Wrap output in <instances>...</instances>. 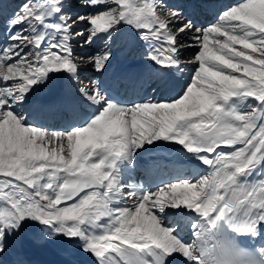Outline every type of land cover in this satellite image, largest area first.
I'll return each mask as SVG.
<instances>
[{
  "label": "snow or ice",
  "instance_id": "6c2138e0",
  "mask_svg": "<svg viewBox=\"0 0 264 264\" xmlns=\"http://www.w3.org/2000/svg\"><path fill=\"white\" fill-rule=\"evenodd\" d=\"M76 6L0 3V257L31 229L89 264H264V0L223 6L207 27L195 21L216 7L207 0H79L86 15ZM123 33L175 81L177 98L121 102L93 82L78 89L93 108L81 124L36 126L30 97L53 77L78 79V38L103 41L88 58L103 72ZM187 33L197 52L185 80ZM157 141L181 146L204 172L133 182Z\"/></svg>",
  "mask_w": 264,
  "mask_h": 264
},
{
  "label": "bare ground",
  "instance_id": "6f19581e",
  "mask_svg": "<svg viewBox=\"0 0 264 264\" xmlns=\"http://www.w3.org/2000/svg\"><path fill=\"white\" fill-rule=\"evenodd\" d=\"M4 1H8V0H0V3H4ZM171 2L183 3V1L181 0H171ZM207 2L216 5V7L208 11H203V10L197 11V14L195 16V21L198 27H206L210 23H213L215 21L216 12H218L220 8H222L223 6L234 5L237 2H239V0H211V1L207 0ZM5 10L6 12H9V8H5ZM0 31L4 32V35H7L6 20L3 18H0ZM191 37H192V33L191 35L186 36V38H184L183 40L191 39ZM126 39H128V43L127 40H119V43L124 44V46H126V50L123 52V55L121 57H118L124 60V61L122 60L119 61L120 67L122 68L120 70L119 68L118 69L110 68V66L113 65L114 59L110 61V63L107 65L106 69L103 72H97L94 69L95 72L90 73L91 69L88 66L87 67L89 68V71H86L85 69H83L85 67V64H80L79 74L83 76V80L77 81L78 87L87 88L88 85H90L91 87L93 81H91L90 76L93 75L95 82H99L103 86V88L106 89L101 77H103V74L107 73L108 71L112 72L111 74L113 75L119 73V75H123L125 77L139 78V79H142V75H141L142 73L144 74V72L153 71L152 67L149 65L148 61L146 60H143V62L141 63L133 64L135 66L132 67L133 70L132 73L128 72L129 69L127 67L129 65L126 64V67H123L125 66L124 63L128 60V58H131V56L135 54L137 50L136 42H134L131 39V37ZM126 43L130 44V46L128 47ZM116 56H118V54H116ZM114 57L115 56H113V58ZM187 65H188L187 63L182 61V67L185 69H190L192 64L188 66ZM155 77L159 81L156 82L157 84H162L164 82L160 79V76L157 73ZM69 81L72 82L73 80L68 79L67 77H63V78L53 77V79L50 80L47 85L38 88L35 92L32 93L29 104L26 106L28 112L31 113V115L32 114L35 115V112L39 111L45 115L52 114L53 116L52 120H43L42 124H37L36 126H41V127L53 126L52 127L53 130H55L56 128L60 127L59 123H57L58 121H54V119L56 118L55 113H59L61 111L74 112L78 108V105L85 103V100L81 97L78 88L75 87L77 85L73 84V86H71V88L69 89L68 87ZM171 82L174 84V86L176 85L175 81L172 80ZM169 88L172 89L171 85H169ZM175 88L177 89L178 86ZM162 90H165V88H163ZM134 92H137V90H135ZM170 96L172 97V95L170 94L165 97L167 101L170 99ZM43 100H48L49 102L46 105H43L41 104V101ZM90 109L92 112L93 108L91 107ZM159 142L161 141H157V144H159ZM174 145H172V147L168 145H167L168 147L163 146L164 148H161V150L159 148H157L159 150L151 149L150 153L149 152L144 153L142 157L138 158V163L148 162L149 164H152L157 160L161 162L163 157L160 156L164 155L165 157L173 158L170 164L179 165L180 168L183 167L182 165L187 164V166L189 165V168L192 169L195 168V167H191L193 161L190 158V156L185 155V153L181 154L178 151H176V149H179L180 147H178L177 145H175L174 147ZM183 158H185V160ZM173 160L175 162H173ZM169 161L170 160H168V162ZM194 163L195 162H193V164ZM179 167H176L175 169L180 170ZM136 169L141 170V166L139 167L137 166ZM146 170L149 171V174L147 176L149 185H154L155 182L159 179V176L157 175L155 179L154 178L155 173L151 174L152 166L151 167L147 166L141 171L144 172ZM135 183L141 184L139 180H137ZM20 241L21 242H19V239L17 237L15 242L9 248V250L5 252L2 257H0V261H2L3 264H29V262L34 264L35 261L36 264H89V258L84 257L80 254L71 253L69 251V246L66 245V243H64L62 240H61L62 242L59 240L54 242L53 241L48 242L47 240L43 239L39 235V233L35 232L34 230L26 229L24 232H22L20 235ZM17 246H19V248L21 249L17 250L18 249Z\"/></svg>",
  "mask_w": 264,
  "mask_h": 264
},
{
  "label": "rangeland",
  "instance_id": "374dc122",
  "mask_svg": "<svg viewBox=\"0 0 264 264\" xmlns=\"http://www.w3.org/2000/svg\"><path fill=\"white\" fill-rule=\"evenodd\" d=\"M12 1L13 2L16 1L15 2V9L16 10H18V5H20V4H22L24 2V0H12ZM187 1L188 0H184V3H187ZM73 2H74V4L77 5L73 10L75 12L79 13L80 15H86L89 11H91V9H87V8L80 7L79 6V0H73ZM86 27L87 26L85 24L80 23L76 27V31H84L86 29ZM188 35H191V33L190 34L189 33L183 34L179 38L180 44L184 45V47L181 49V52H180L181 61H183V62L189 61L193 57V55L197 52V48L196 47H189L188 46L189 44L192 43V40L191 39H185V40H183ZM126 38H130V36L127 33H123V34H121L116 39L115 43H113L111 45V50L113 52V56H115L114 58H112V59H114L112 66H114L115 64H118V66H120L119 61L120 60L124 61L121 58H117L116 59V57H121L123 55V52L126 50V46H124V44L119 43V40H127V43H128V39H126ZM82 43H83V38H78V41L74 44L75 56L78 58L77 62L79 64H85V67L83 69H85L86 71H89V68H90L91 69L90 73H93V72H95V70H94L95 68H94V66L91 63H89L88 58L91 55H93L95 52H97L98 50H100V49H102L104 47L103 41L102 40H96L94 43H92L90 45H84V46H81ZM132 43H133V41H132ZM127 46L129 47L130 44H127ZM136 46H137V50H136L135 54H133V56L131 58H128V60L125 62V63H127V65H130V64H128V62L131 63V64L132 63L137 64V63L143 62V60H146L145 59V56H144V49H143L142 44H140L139 42H136ZM82 53H84V54H82ZM116 54H118V56H116ZM187 64L188 65H191V63H187ZM118 66L115 67V68H111V69H118ZM183 71H184V79L187 80L191 76V74H192L193 65H191V68L190 69L183 68ZM154 74H155V72H153V75H152L151 72H149L148 73V75H149L148 81H143V82L140 81L139 82V86H140L141 91H142V94L140 96H138L139 101L141 99H147L148 97H152L153 99H160V100H162V97H163V91H162V89L160 88V90L157 91V88L155 87L157 85L156 84L157 80L155 79L156 81L155 80L149 81V79L152 78L154 76ZM176 75L179 76L180 74L177 73ZM90 77H91V81L95 82L93 75H91ZM60 78H63V77H60ZM82 80H83V76H81V74H79L77 80H73L72 82L69 81V85H68L69 89L71 88V86H73V84L77 85V86H75V85L74 86L79 89L80 87H78L77 81H82ZM74 81H75V83H74ZM158 85H160V84H158ZM174 87H177V85H175ZM87 88H91L90 85H88ZM137 94H138V92H137ZM176 98H177V96H176ZM168 101H170V100H168ZM81 107H82V104L80 105V107L76 111V113H74V114H72L70 112L68 114H67V112L66 113L63 112V114H61L60 122H57V123H59L60 125L61 124H64L63 127H65V128H67V127H69L71 125H79V124H81L82 121H83V119L88 114L91 113L90 110L87 109L86 107H83V108H81ZM80 111H81V113H80ZM30 118H32L31 120H32V122L35 125L40 124L39 122H42L43 121V115H41L40 113H37L35 116H31ZM67 118L71 119V121H68ZM43 127L49 128V129H52L53 130V128H52L53 126H43ZM55 130H63V128L62 127H58ZM159 144H160V147H158V148L160 150H161V148H164L167 145L170 146V147H172V145H174V143L167 142V141H161V142H159ZM177 146L181 148V146H179V145H177ZM174 147H175V145H174ZM180 148L179 149H176V151H178L181 154L184 153L183 151L180 150ZM155 149H157V148H155ZM159 149H157V150H159ZM149 153H150V151H149ZM143 154L144 153L142 152L140 154L139 158L142 157ZM172 154H174V153H172ZM178 157H180V156H178ZM183 159L185 160V158H183ZM192 164H193V162H192ZM194 165H197V166H195L196 169L194 171H192L190 168H188L187 167V164L184 165L183 166V169L179 172L180 175H186L189 172H192L194 174L195 173H201L202 174L204 172L205 168H204V166L200 165L199 162H195ZM186 168H188V169L187 170H184ZM175 171L177 172V170H175ZM175 171L172 170L171 168H168L167 166H164L163 165V171H162V168L160 166L158 168V171L157 172H163V174H164L165 177L168 176L169 179H174L176 176H179V175H174V172ZM140 174H141V171L138 172V170H137V171H134L131 175H134V178L135 179H137V178L140 179ZM170 174H171V176H170ZM18 239H19V242H21L20 241V236L18 237ZM61 240H59V241H61ZM48 242H50V241H48ZM17 248H18L17 250H20L21 249V248H19V246H17Z\"/></svg>",
  "mask_w": 264,
  "mask_h": 264
}]
</instances>
